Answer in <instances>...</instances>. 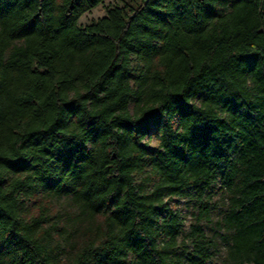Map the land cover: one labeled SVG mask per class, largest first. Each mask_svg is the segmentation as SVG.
<instances>
[{
    "label": "trees",
    "instance_id": "1",
    "mask_svg": "<svg viewBox=\"0 0 264 264\" xmlns=\"http://www.w3.org/2000/svg\"><path fill=\"white\" fill-rule=\"evenodd\" d=\"M103 1L0 0V264H207L218 181L225 264H264V0L81 26ZM189 191L185 229L168 199Z\"/></svg>",
    "mask_w": 264,
    "mask_h": 264
},
{
    "label": "rangeland",
    "instance_id": "2",
    "mask_svg": "<svg viewBox=\"0 0 264 264\" xmlns=\"http://www.w3.org/2000/svg\"><path fill=\"white\" fill-rule=\"evenodd\" d=\"M140 0H104L101 4L90 9L81 15L78 23L81 26L88 25L91 21L98 19L106 14L107 10L114 6H125L127 9L133 8ZM151 144L156 143L155 134H152L150 138ZM208 195H205L204 199L209 204V218L204 219L202 223L205 226V230L209 235H215L219 242V249L213 258L207 264H225L226 244L218 233V225L223 217V213L227 208L228 194L225 188L221 187V182L218 181L216 186L208 191ZM170 207L180 212L184 221V228L188 229L190 224L194 222V215L198 212L197 205L200 203L197 195L193 191H189L185 195L174 196L168 199ZM38 204V203H37ZM50 206V211L55 217H64L65 212L68 211L69 205L67 201H46V206ZM36 211V208H32ZM221 233L224 237L229 238V234L223 230ZM226 233V234H225Z\"/></svg>",
    "mask_w": 264,
    "mask_h": 264
}]
</instances>
